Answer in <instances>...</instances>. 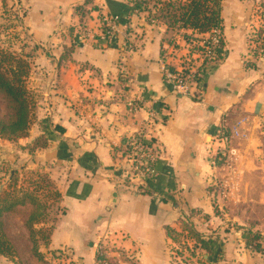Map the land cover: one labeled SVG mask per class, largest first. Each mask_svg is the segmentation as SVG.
Listing matches in <instances>:
<instances>
[{"label": "crops", "instance_id": "crops-1", "mask_svg": "<svg viewBox=\"0 0 264 264\" xmlns=\"http://www.w3.org/2000/svg\"><path fill=\"white\" fill-rule=\"evenodd\" d=\"M13 1L20 28L38 46L41 93L28 135L16 140L26 145L46 137L34 153L36 167L59 194L54 219L37 227L49 232L47 240L37 239L43 260L95 264L102 248L109 264H264V254L243 237L247 231L264 235V160L255 157L264 152V55L251 53V24L264 0H221L219 60L188 94L162 79L160 60L171 47L183 53L184 35L194 32L168 28L157 18L160 2L134 11L114 37L100 41V11L118 13L133 0ZM240 118L246 121L237 147L241 174L211 192L221 167L212 164L215 132ZM138 131L152 144L157 171L141 192L119 178L120 149ZM24 156L31 155L0 143V164ZM24 168L12 167L0 184V195L18 189L16 200L9 198L12 210L28 204L15 202L31 194L17 179ZM227 194V212H218L214 201L221 209ZM188 228L211 238L212 250L198 247ZM16 261L0 255V264Z\"/></svg>", "mask_w": 264, "mask_h": 264}, {"label": "rangeland", "instance_id": "rangeland-1", "mask_svg": "<svg viewBox=\"0 0 264 264\" xmlns=\"http://www.w3.org/2000/svg\"><path fill=\"white\" fill-rule=\"evenodd\" d=\"M163 1L164 0H152L150 4H153V2ZM255 13L257 17L253 19V22L251 24V26L253 27L252 29L254 31L252 33L254 37V42L257 43L258 46L264 48L263 4L259 2L257 3L254 14ZM20 15L21 11H19L18 8H15V3L13 0H0V52L3 51L2 53H13L15 57L19 58L20 60H23V62L26 64L25 68L27 70V75L25 76L24 81L26 83V86L28 87L29 94L33 103L31 117L32 121V119H34L35 117V113L38 109L41 97V93L35 85V78L37 75L35 60L38 52V46L32 43L29 40L26 32L22 28H20ZM0 55L2 54L0 53ZM263 55L264 49L260 56L262 57ZM13 65L15 66V60L13 62ZM11 113L12 110L10 108V102L3 95V93L0 92V117L5 120L10 117ZM260 130L262 141L264 144V127H261ZM16 139L18 138L13 139L12 141H5L6 139L0 138V143L2 144V146L14 148L16 151L23 152V154H27L28 152V154H30L31 156L20 157L21 159L17 162H14V164L8 161H4L3 164H0V167H2L0 171V184L4 183V179L9 178V170L12 167H20V165L23 164L25 168L21 172L17 173V179L19 178L20 180H22V187L27 188V190L31 192V196H33L36 201L34 204H30V201L27 197L25 200L28 204L22 207L15 206L13 210H10V212H6L5 214H3V216L0 217V231L4 233V236L9 240L10 244L14 248V253L17 260L16 264H27L29 261L27 259L28 257L37 258L40 263L49 264L45 262V260H43V256L41 254L38 253L39 256L33 255V251L31 249V237L29 233V228H32V235L34 238L40 239L43 236L44 232L41 229L39 233H36L37 230H39L37 229L38 224L41 222L42 219H45V222L48 223L50 221L49 218H54L53 211L56 205V201L58 199L55 195L56 190L54 188L53 182L50 179L48 173L46 171H43L42 168L36 167V164L38 162H36L37 159L35 158L34 153L35 151H37V149H35L34 151L30 150L37 139H40V142L45 140L46 143L47 139L46 137H44V135H40L39 137L32 140L30 143H26V145L19 144L18 140ZM242 141L243 140H239L237 142L239 148L242 145ZM255 157L258 160H264V152L255 154ZM4 159L6 160V158ZM240 160L241 158H239L237 164H235L237 169H234L235 166L227 165V162H222V166L216 168L217 177L215 178L212 187H210L211 192L216 193L218 189L217 185L223 183V181L229 180L232 177L234 178V176H236V178L240 176L241 173L238 169V163L240 162ZM235 173H237V175ZM248 174L251 175L252 173ZM45 178L48 179L49 183L43 181ZM29 188L31 189L29 190ZM15 190H18L16 186H14V190L9 191V196L7 195L2 200H0V209L9 204V198H11L12 201L16 200L15 198H17V195L15 194H18V192ZM231 196L227 194V196L222 199L220 205L221 209L217 207V205L219 204L215 200V210H218V212L221 213L227 212V207L228 203L231 201ZM44 213L46 214L45 218L43 217ZM45 229H48V227H45ZM176 246H178V249L183 250V248L178 243H176ZM188 253L189 252L185 251V254Z\"/></svg>", "mask_w": 264, "mask_h": 264}, {"label": "built area", "instance_id": "built-area-1", "mask_svg": "<svg viewBox=\"0 0 264 264\" xmlns=\"http://www.w3.org/2000/svg\"><path fill=\"white\" fill-rule=\"evenodd\" d=\"M127 17L101 10L99 40L105 41L114 37L118 29L126 24ZM192 32L194 35L184 41L183 53L171 47L170 50L164 51L160 60L162 79L171 86L173 91L182 94H188L192 88L200 85L206 71L219 60L223 46V34L219 27L203 33ZM263 49L252 38V56H259ZM129 106L132 107V104L129 103ZM244 122H246L245 118H240L230 127L224 122L216 130L215 147L211 156L214 166L216 164L222 166V162L233 166L237 161V141L244 136L242 127ZM119 155L125 163L120 169L119 178L124 183L134 185L136 192L146 189L147 181H153L157 177L154 166L156 153L152 144L144 140L142 132L138 131L127 138ZM95 264H109L102 248L97 250Z\"/></svg>", "mask_w": 264, "mask_h": 264}, {"label": "trees", "instance_id": "trees-1", "mask_svg": "<svg viewBox=\"0 0 264 264\" xmlns=\"http://www.w3.org/2000/svg\"><path fill=\"white\" fill-rule=\"evenodd\" d=\"M151 1L152 0H133L130 6H123L121 12L113 13L121 14L122 16H129L134 11L147 10ZM160 3L161 6L158 8L157 18L161 19L168 28L191 29L198 33L206 32L215 27L221 28V0H164ZM184 37L186 39L189 38L188 35H184ZM2 52H0L2 54L0 55V92H2L10 102L12 113L10 117L5 120L0 117V138L13 140L15 138L26 136L30 126L33 103L28 87L24 81V78L27 75V70L25 68L26 64L23 60L15 57L13 53ZM14 60L15 66L13 65ZM57 129L60 130V132L63 131L62 129L56 128V130ZM40 141V139H37L30 150L34 151L35 149L45 147L46 141ZM43 181L49 183L47 178ZM55 195L59 197L58 192H55ZM6 196L7 192H2L0 200ZM27 197L31 204L35 203L36 200L31 194L23 195L21 200H18L15 203H23L26 201L25 199ZM12 205L13 204L9 203L7 206L2 207L0 209V217L6 212L12 210ZM57 209L58 202L56 201L53 211L54 217ZM53 219L54 218H49V220ZM43 232L44 234L40 239L45 241L48 239L49 232L47 229ZM29 233L32 242V253L35 256H39L37 251L38 238L33 237V230L31 228ZM188 233L195 239L198 247L207 252L212 250L213 241L211 238H205L202 234L195 232L191 228H188ZM243 237L248 247L264 254V247L262 246V244H264V235L258 232L247 231L244 232ZM0 255L15 257L14 248L2 231H0Z\"/></svg>", "mask_w": 264, "mask_h": 264}, {"label": "water", "instance_id": "water-1", "mask_svg": "<svg viewBox=\"0 0 264 264\" xmlns=\"http://www.w3.org/2000/svg\"><path fill=\"white\" fill-rule=\"evenodd\" d=\"M2 187H3V185H0V192H1V190H2Z\"/></svg>", "mask_w": 264, "mask_h": 264}]
</instances>
